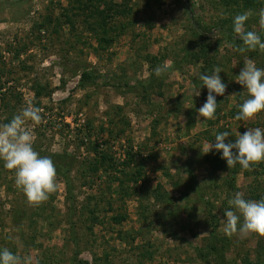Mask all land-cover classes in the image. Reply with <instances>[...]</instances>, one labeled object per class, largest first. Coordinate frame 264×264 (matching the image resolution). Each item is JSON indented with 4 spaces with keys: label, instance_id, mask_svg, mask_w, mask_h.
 I'll return each instance as SVG.
<instances>
[{
    "label": "rangeland",
    "instance_id": "rangeland-1",
    "mask_svg": "<svg viewBox=\"0 0 264 264\" xmlns=\"http://www.w3.org/2000/svg\"><path fill=\"white\" fill-rule=\"evenodd\" d=\"M261 9L264 0H0V124L31 102L43 117L26 125L34 150L65 158L40 206L0 161V250L25 264H219L207 251L214 234L224 264H264V237L223 230L236 192L264 198V162L247 171L203 154L219 132L234 142L264 128V112L235 119L250 98L237 76L246 60L264 69V52L233 50L234 17L248 11L245 29L264 41ZM216 66L227 89L205 120L198 76Z\"/></svg>",
    "mask_w": 264,
    "mask_h": 264
},
{
    "label": "clouds",
    "instance_id": "clouds-1",
    "mask_svg": "<svg viewBox=\"0 0 264 264\" xmlns=\"http://www.w3.org/2000/svg\"><path fill=\"white\" fill-rule=\"evenodd\" d=\"M259 14L261 27L264 28V9H261ZM250 15V11L238 14L233 21L236 38L242 41V46H235L233 50L242 54L246 51L264 52V41L261 37L256 32L245 29V22ZM166 71V66H157L155 75L160 77ZM221 72L223 69L216 66L212 74L198 76L202 86L207 89L206 102L197 109L198 116L205 120L216 119V97L224 96L226 92L227 84L222 81L219 75ZM236 82L247 90L250 98L239 105L235 119L252 120L264 112V69L258 68L251 60H246ZM199 95L198 91L196 96ZM41 112V108L33 106L30 102L19 114L14 115L10 122L0 124V161H3L4 168L14 171L17 187L22 189L32 206H40L57 190L56 167L51 158L41 156L34 150V136L26 126L28 121L34 125L41 124ZM230 136L228 131L217 133L215 142L204 146L203 154L213 150L221 152V158L226 161L227 168L239 164L247 171H252L255 166L264 162V128H248L243 134L238 132L234 142L228 139ZM228 204L234 209L224 213L226 222L223 230L228 237L250 234L264 237V198L258 201L245 199L244 193L238 191L228 200ZM0 264H25V260L4 248L0 250Z\"/></svg>",
    "mask_w": 264,
    "mask_h": 264
},
{
    "label": "trees",
    "instance_id": "trees-1",
    "mask_svg": "<svg viewBox=\"0 0 264 264\" xmlns=\"http://www.w3.org/2000/svg\"><path fill=\"white\" fill-rule=\"evenodd\" d=\"M245 5H248V4L246 3ZM112 9H113V8H112ZM121 10H123V9H121V7L118 6V7H116V9H114L113 11H114L115 13H117V15H122V14H121V13H122ZM97 15H98V14H97ZM91 17H92V16H91ZM84 20L87 21V20H88V17H87L86 19H84ZM100 20L103 21L102 18H101ZM103 25H105L104 22H103V23L101 22L100 27L103 28ZM39 93H40L39 91H35V92H34V95H35L36 97H38V96H39ZM10 120H11V118H7L6 123L10 122ZM51 158H52V160H54V161L56 162V163H54V164H56L55 167H56V171H57V173H64V172H62V168L65 166V162H64V159H65V158L60 157V156H59V157H58V156H56V157L52 156ZM62 158H63V159H62ZM57 162H58V163H57ZM99 163L102 164V165L105 164V159H104L103 156L101 157ZM99 163H98V164H99ZM111 168H112V167H111ZM92 171H96V163H94V164L92 165ZM64 174H65V173H64ZM212 228H213L212 231L215 232L216 226H213ZM219 243H221V241H220V240H217V239L215 238V235L213 234L212 236L209 237V247L207 248V251H208V254H211L214 258L217 257V256L219 255V257L217 258L218 263H219V264H224V262H225L224 253H225V249H226V248H225L224 246H221V248L218 249V248H217V245H218ZM223 243H224V245H226L225 242H223ZM199 251H201V249H198V250H197V252H199ZM201 252H202V251H201Z\"/></svg>",
    "mask_w": 264,
    "mask_h": 264
}]
</instances>
